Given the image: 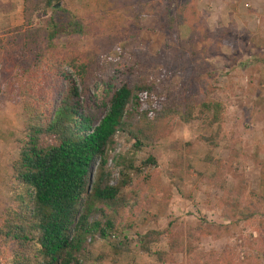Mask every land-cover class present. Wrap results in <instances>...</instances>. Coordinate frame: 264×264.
<instances>
[{"label":"trees","instance_id":"trees-1","mask_svg":"<svg viewBox=\"0 0 264 264\" xmlns=\"http://www.w3.org/2000/svg\"><path fill=\"white\" fill-rule=\"evenodd\" d=\"M124 6L119 0H23L22 25L0 34V76L10 80L25 119V137L11 167V203L0 214V264H79L88 238H118L133 230L137 214L145 213L141 192L131 188L132 176L140 174L133 155L167 137L177 121L210 129L212 135L199 137L209 147L204 162L219 175L232 169L231 157L212 156L223 140L226 115L223 104L208 97L197 80L202 54L197 39L206 38V30L196 19L194 0H177L175 19L168 21L188 31L178 55L189 82L174 90L161 88L177 73L175 58L139 51L110 57L124 35L126 16L138 23L157 5L122 14ZM39 17L45 19L36 27ZM63 35L83 42L74 49L62 47ZM90 88L99 92L100 107ZM117 135L132 147L131 156L115 157L120 180L112 186L106 164ZM142 165L155 167V159L150 156ZM148 186L163 191L159 180ZM248 200L255 212L264 202L253 192ZM165 240L166 252H152ZM135 241L141 253L160 264L183 249L170 227L136 234Z\"/></svg>","mask_w":264,"mask_h":264},{"label":"rangeland","instance_id":"rangeland-1","mask_svg":"<svg viewBox=\"0 0 264 264\" xmlns=\"http://www.w3.org/2000/svg\"><path fill=\"white\" fill-rule=\"evenodd\" d=\"M119 1L125 4L122 14L154 2L157 6L138 23L126 16L124 35L110 57L133 51L173 57L179 64L177 73L161 89L184 87L189 71L183 68L178 52L188 31L168 22L175 19L177 0ZM22 2L0 0V34L22 25ZM194 8L206 30V38L197 39V51L202 54L197 60L201 78L196 77L202 90L209 91L208 97L223 104L226 115L223 140L212 156L222 161L231 157L232 169L219 175L204 162L209 147L199 137L212 135L210 129H202L199 122L177 121L167 137L154 145L145 144L133 155L140 174L132 176L131 188L141 192L143 211L154 219L147 221L145 213L137 214L133 230L122 237L88 238L79 264H160L153 255L138 250L136 234L167 227L183 242V249L162 264H264V202L255 212L247 201L250 192L264 199V83L260 86L264 81V0H194ZM44 19L36 20L35 26L41 27ZM58 42L74 49L83 41L76 35H63ZM89 95L100 107L99 92L90 88ZM24 137L25 119L15 89L0 76V214L11 203V167ZM131 147L127 137H115L106 164L112 186L120 180L114 159L119 154L131 156ZM231 151L237 157L230 156ZM150 156L156 166L144 167ZM98 165L99 161L92 165L90 180L95 179ZM150 180H159L163 191L149 187ZM202 219L205 224L200 226ZM153 251L166 252V240L152 247Z\"/></svg>","mask_w":264,"mask_h":264},{"label":"water","instance_id":"water-1","mask_svg":"<svg viewBox=\"0 0 264 264\" xmlns=\"http://www.w3.org/2000/svg\"><path fill=\"white\" fill-rule=\"evenodd\" d=\"M90 177H91V175H90Z\"/></svg>","mask_w":264,"mask_h":264}]
</instances>
